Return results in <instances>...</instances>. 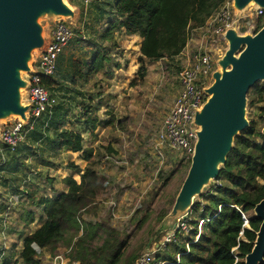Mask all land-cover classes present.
<instances>
[{"label":"rangeland","instance_id":"1","mask_svg":"<svg viewBox=\"0 0 264 264\" xmlns=\"http://www.w3.org/2000/svg\"><path fill=\"white\" fill-rule=\"evenodd\" d=\"M67 1L72 7L75 4L82 7L84 10L82 16L85 18L88 17L85 12L87 13L91 8L107 6L113 10L112 0H99L88 5L82 0ZM75 10L77 13L75 21L63 19L70 23L76 32V37L65 50L66 58L71 56L70 59L73 57L87 61L94 56L102 43L111 47L109 53L112 55V61L88 82L79 81L75 86L70 83L71 63L63 62L60 69V100L54 87L50 89V108L52 110L54 106H59L57 118L64 121L60 131L67 130L82 134L84 147L94 149L93 162L100 175L101 188L94 201L82 210L81 221L108 222L118 230L129 234L130 246L126 256L128 257L129 252L139 255L145 250H150L148 246L152 240L163 243L171 232L170 228L179 220H175L173 224H170L171 226H165L163 222L172 210L187 176L190 160L181 151L174 150L168 145L160 146L159 134L173 100L181 88L180 72L185 63L184 57L148 61L147 76L140 78L138 77L140 39L128 38V33L117 28L118 30L114 32L116 45H112L113 41L97 42L107 27L98 31L88 23L81 24L80 10L78 8ZM111 19H113L112 16L108 17L109 25L113 22ZM263 21L264 18L248 13L241 19L239 30L241 33L248 31L246 29L248 22H252L248 27L254 25L258 29ZM41 23L44 25L45 33H49L52 24L47 20H41ZM202 34L205 33L199 30L193 32L192 39L196 40L195 46L199 40L198 37L201 38ZM211 43L212 38H209L207 47H211ZM217 45L221 52L227 48V42L223 40H218ZM195 46L184 54H191ZM219 54L216 51L215 56ZM260 83L263 84L264 81ZM253 97V94L248 95L246 117L250 125L254 120L257 126L262 125L264 128V101L256 97L251 103ZM57 102L60 103L56 105ZM88 118L91 121L89 123ZM94 118H97L95 129L92 128ZM4 123V120L0 121V127ZM32 131L28 132L18 152L9 156L10 164L8 163L5 169H0V175L18 178L14 183H21V187L28 192L34 191V200L37 201L43 196L49 194L55 196L59 193L60 188L66 186L64 178L61 177L73 175L80 182L81 173L88 162L83 159L82 152L74 153L67 149H60L61 151L54 156L49 155V152H43V157L47 158L53 166L38 168L37 161L41 159L33 158V156L40 157L34 152L36 147L27 145L29 137L32 136L34 139ZM53 131L40 124L38 136H44L47 133V139L51 141L54 137ZM33 133L35 134V131ZM42 144L43 148L44 140ZM49 146L51 148V144ZM108 146L114 151H108ZM27 154L30 155L29 163L25 158ZM77 162L80 164L78 169L70 167V164L77 165ZM11 170L14 173H11ZM216 181L212 182L211 187L205 188L201 196L195 198L187 217L197 221L198 213L193 208L196 204L206 203L205 196L219 183ZM26 198L28 205H21L25 201L18 205L15 203V207H12L10 211L12 230L15 229L17 232L7 235L8 229L5 234L4 229L1 228V225L2 227L4 225L0 224V264H21L20 240L31 230L27 226L29 223L27 224L26 215L31 208L34 209L35 214L37 213V217L43 213L42 207L34 205L28 194ZM0 202H3L1 197ZM145 213H149V221L139 229V219ZM253 214L255 215V212ZM20 218L27 225L19 223ZM2 220L3 217H0V222ZM39 223H42L40 217ZM188 236V233L181 232L176 244L181 245ZM6 243L9 245L8 248L5 246ZM150 246H153V243ZM173 250H175L174 244L167 250L163 248L157 255L166 257ZM5 251L7 253L3 254ZM70 251V247H60L56 253H53L45 248L39 249L38 256L44 264H78L69 258Z\"/></svg>","mask_w":264,"mask_h":264},{"label":"trees","instance_id":"2","mask_svg":"<svg viewBox=\"0 0 264 264\" xmlns=\"http://www.w3.org/2000/svg\"><path fill=\"white\" fill-rule=\"evenodd\" d=\"M82 1L84 3V0ZM225 1L115 0L113 9L123 16V19L111 22L100 40L113 41L112 45H116L114 31L117 28H125L129 34H140L142 42L138 58V77L145 78L148 73V61L178 57L187 47L193 32L205 26ZM263 25L264 21L257 30ZM110 49L111 47L100 43L89 60H72L71 85L75 86L79 81L88 82L91 77L101 72L112 61ZM117 65L120 67L119 63ZM44 83L49 90L58 84L54 76L46 78ZM249 94L254 96L251 103L256 97L264 101V83H257L250 89ZM50 110L51 108L36 123L33 129L35 134L32 131L34 138L42 137L38 136L40 124L45 125L48 130L54 129V137L50 141L53 149L82 152L88 165L81 173L80 182L73 175L64 179L69 187L66 192H59L52 197L43 196L37 201L34 200V191L28 192V197L34 205L44 207L46 221L24 238L21 264H44L38 256L39 249L48 248L56 253L60 247H70L69 258L78 264H133L140 254L129 252L128 257L126 256L130 246L129 234L108 222L81 221L82 210L94 201L101 188L100 175L93 162L94 149L84 147L82 134L60 131L64 121L57 118L59 106H54L51 112ZM95 121L97 118L92 120L93 129L96 128ZM87 122H91L90 118ZM53 125L55 126L52 127ZM262 130L263 126H257L253 120L251 125L236 137L235 146L217 179L219 183L207 192L205 204H196L193 208L198 213L197 221L191 217L189 219L195 229L181 245L176 244L177 242L167 244L166 250L173 244L175 250L170 251L172 253L164 258L177 262V253L188 251L187 243L196 240L199 221L204 219L199 239L190 245L189 252L182 255L179 264H245V258L254 247L262 223V220L253 214L256 205L264 199ZM108 151L114 150L108 146ZM189 160L188 168L191 164V159ZM8 163L0 169H5ZM70 167L78 169L79 166L72 163ZM13 171L15 172V169ZM3 210L5 208L0 205V211ZM243 214L249 220V227L245 225ZM26 216L27 223L34 222L33 212L29 211ZM149 216V213H145L139 219V229L149 221Z\"/></svg>","mask_w":264,"mask_h":264},{"label":"water","instance_id":"3","mask_svg":"<svg viewBox=\"0 0 264 264\" xmlns=\"http://www.w3.org/2000/svg\"><path fill=\"white\" fill-rule=\"evenodd\" d=\"M232 2L237 14L234 13L231 26L220 36L227 42V48L221 52L218 42L212 40L211 52L214 56L216 51L220 54L215 56L217 68L205 88L207 99L195 112L193 129L197 141L191 165L172 210L163 220L168 226L179 219L171 231L187 217L195 198L218 179L236 137L250 126L246 117L249 91L264 81V25L259 30L252 25L245 33L239 30L242 18L264 9V0ZM74 8L67 0H0V121H5L0 127V138L5 125L18 119L27 124L29 120L28 74L49 40L41 20L52 25L63 19L75 21ZM254 212L262 223L245 264L264 263V199Z\"/></svg>","mask_w":264,"mask_h":264},{"label":"built area","instance_id":"4","mask_svg":"<svg viewBox=\"0 0 264 264\" xmlns=\"http://www.w3.org/2000/svg\"><path fill=\"white\" fill-rule=\"evenodd\" d=\"M99 0H84L86 5ZM234 7L232 0H226L215 14H213L206 25L195 31H201L196 48L191 54L178 56L184 57V64L180 77L181 88L175 101L167 113L161 133L159 134V145H168L172 149L181 151L187 159H191L197 141L196 131L193 129L195 112L200 109L207 99L205 88L210 85L212 73L217 68V62L211 47L208 46L209 38L212 40H223L220 36L231 26ZM264 16V9H258L256 14ZM248 22L246 29H249ZM194 31V32H195ZM76 37V32L72 25L65 20H60L52 25L49 31V40L46 47L38 54L33 63V71L28 74L30 87L28 89L27 101L31 104L29 109V120L27 124L22 119H18L14 124L5 125L1 131L0 138V167L7 164L11 153H15L25 141L28 132L32 131L39 118L51 107V97L48 87L45 85L46 78L53 77L57 72L58 58ZM207 37V39H206ZM245 224L248 218L243 214ZM189 216L181 219L174 230L164 239V242L155 241L150 250H145L140 254L133 264H179L182 255L188 253L190 245L196 242L203 230L205 220H200L198 224V235L195 241L187 243V252H178L177 262L170 261L157 253L165 249L167 244L178 241L181 232L190 233L195 229L190 224ZM237 248V247H236ZM234 248V250L236 249ZM61 256V255H60Z\"/></svg>","mask_w":264,"mask_h":264},{"label":"crops","instance_id":"5","mask_svg":"<svg viewBox=\"0 0 264 264\" xmlns=\"http://www.w3.org/2000/svg\"><path fill=\"white\" fill-rule=\"evenodd\" d=\"M106 1H110V0H106ZM114 1L115 0H112L113 4H114ZM110 4V2H109ZM79 5H76L75 4V7L78 8L80 10V16H81V24L82 22L83 23H88L89 25L93 26L94 29L98 30V31H101L103 28L105 27H108L109 25V22H108V17L112 16L113 19H111L112 21L116 22V21H120L123 19V16H120L119 14L116 13V11L113 9V10H110L109 7L107 6H102V7H98V8H91L87 13L85 12L86 16H88L87 18H85L84 16H82L84 10L82 7H78ZM79 13V12H78ZM117 15V17H116ZM105 17V18H104ZM78 19V18H77ZM118 30V29H116ZM120 30H123L124 32H126L125 28H120ZM116 32V31H114ZM197 32V31H195ZM128 33V32H126ZM129 34V33H128ZM140 34H129L127 35L128 38H131V39H140L139 41V45H138V49L140 51V45H141V42H142V37L139 36ZM194 36V35H193ZM200 38V37H198ZM100 41V39H97V42ZM195 42L196 40L192 37L187 45V47L185 48L184 52H187L192 46H195ZM67 49V48H66ZM65 49V50H66ZM66 51H64L58 58V67H57V75H55L54 79L58 82V84L54 87V91H56L58 93V98L60 100V69H61V65L63 62H70L76 58H71L70 57H67L66 58ZM71 72H69V75H70ZM180 91V90H179ZM179 93V92H178ZM178 95V94H177ZM177 97V96H176ZM175 97V98H176ZM175 99L173 100V103H174ZM60 103V102H57V104ZM56 104V105H57ZM173 105V104H172ZM172 107V106H171ZM54 130V129H53ZM44 140L45 142V146L42 148V141ZM28 141V144L27 145H31L32 147H36V149L34 150L35 153H38V155L40 157H36V156H33V158L36 160L37 158L41 159V161H37V165H38V168L42 169V168H45L47 166H50L53 164L47 159V158H44V153L43 152H49V155H57L61 150H55L53 149V147L49 146L50 144V141L47 139V135L45 133L44 136L42 137H39V138H34L32 139V136L29 137L27 139ZM34 144V145H33ZM69 152H73V151H70L68 150ZM75 153V152H74ZM48 154H45V156L49 157ZM30 155L27 154V156L25 157L26 158V161L27 163H29V157ZM10 159V158H9ZM77 165H80L78 162H77ZM52 169H54V167H51ZM60 170H62V168H60ZM18 171V170H17ZM16 171V172H17ZM1 173V172H0ZM11 173H14V172H11ZM12 177V176H11ZM11 177H8L6 176L5 174L4 175H0V197L3 198V202L0 204L2 207L5 208V210H3L2 212L0 211V217H3V220L0 222V224H3L4 227H2L1 225V228L4 229V233L6 234V231H7V235H12V233L14 232H17L15 229L12 230V227H11V217L9 216L10 215V211L12 210L11 208L15 207V203L18 205L20 204L21 202L25 201V203L23 202V204L21 205H28V200L26 198L27 194H28V191L25 190L23 187H21V183L19 184H15L14 182H16V180L18 178L14 177V178H11ZM68 177V176H67ZM61 178H66V177H61ZM16 179V180H15ZM57 187V186H56ZM69 187L68 185L66 184V186H62V188H60V192H66L68 191ZM52 190V189H51ZM56 194V193H54ZM48 196L52 197L53 195L52 194H49ZM8 209V210H7ZM30 212H33L34 209L31 208L29 209ZM42 210H43V213L41 216H39L41 218V221L42 223H39V217H37V213L35 214V211L33 212L35 214V220L34 222L32 223H27L22 219L20 218L19 219V223H23L25 225L28 226V228H30L31 230L26 234V236L28 234H31L33 232H35L45 221H46V214L44 212V207H42ZM25 235L22 237V239L20 240V249L21 251L23 250V241H24V238L26 237ZM10 237V236H9ZM8 238V237H7ZM6 248L9 247L8 243H6ZM20 251V253H21ZM7 251H5L3 254H6ZM2 254V253H1Z\"/></svg>","mask_w":264,"mask_h":264}]
</instances>
